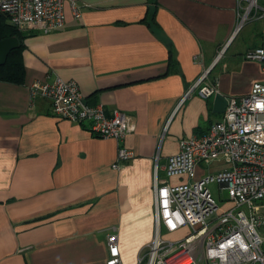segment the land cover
Here are the masks:
<instances>
[{"label": "crops", "instance_id": "1", "mask_svg": "<svg viewBox=\"0 0 264 264\" xmlns=\"http://www.w3.org/2000/svg\"><path fill=\"white\" fill-rule=\"evenodd\" d=\"M76 7L77 15L64 3L57 30L22 32L23 80L0 79V264H105L110 234L122 264H138L155 234V176L181 184L188 176L168 177L167 157L223 114L215 96L190 88L206 70L222 97L264 83L262 64L244 59L248 49L230 50L239 0H76ZM57 78L75 82L107 117L119 110L134 124L121 144L133 156L119 169L113 138L91 134L88 121L55 117L46 98L30 99L33 82ZM207 166V173L225 167ZM199 168L187 182L203 175ZM189 228L162 229L161 238L182 240Z\"/></svg>", "mask_w": 264, "mask_h": 264}, {"label": "built area", "instance_id": "2", "mask_svg": "<svg viewBox=\"0 0 264 264\" xmlns=\"http://www.w3.org/2000/svg\"><path fill=\"white\" fill-rule=\"evenodd\" d=\"M66 1L77 15L76 0H0V18L20 31L47 34L63 26ZM258 14L264 17V0H239L236 30ZM244 59L261 63L264 70L263 47L248 49ZM209 71L190 88L197 87L202 98L219 95L216 83L208 79ZM28 90L31 100L48 99L55 117L88 121L91 134L113 138L118 144L113 169L133 156L121 144L134 124L119 110L107 117L101 105H87L75 82L38 80ZM223 98L221 119L204 135L181 139L178 153L167 157L164 170L168 177L193 179L201 163L220 162L225 167L175 185L155 176V234L138 264H264V83H253L247 95ZM210 184L228 191L231 208H219ZM214 212L217 216L208 220ZM184 226L191 229L184 239L161 238L162 229L175 232ZM107 250L105 264H122L116 234L108 235Z\"/></svg>", "mask_w": 264, "mask_h": 264}, {"label": "rangeland", "instance_id": "3", "mask_svg": "<svg viewBox=\"0 0 264 264\" xmlns=\"http://www.w3.org/2000/svg\"><path fill=\"white\" fill-rule=\"evenodd\" d=\"M258 16L259 14L257 16L252 15L250 19L247 20L240 29L236 30L234 37L230 41V44L233 41V45L230 48V50H234L235 48H237L240 50L239 52H241L242 50L245 51L246 49H249L252 47L264 46V17L259 18ZM18 31L20 32V30ZM217 165L221 166V164H217ZM200 168H201V171H204L203 175L209 171L208 166L204 163L200 164ZM186 179L188 180V177H185L183 181H179V182L184 183ZM172 183L176 184L177 182H172ZM175 184H171V185H175ZM209 188L220 209L227 210L232 207V203L228 200L229 193L226 189H223L222 192H220L216 184H210ZM216 216H217V212H214L207 219L210 220V219L215 218ZM178 232L179 234L183 233L182 229L179 230ZM190 232H191V229L189 228V233ZM164 233L165 231L162 230L163 235ZM163 238L165 239V241H175V240H170L172 239L171 236L168 237L169 239L166 238V236L165 237L163 236Z\"/></svg>", "mask_w": 264, "mask_h": 264}, {"label": "trees", "instance_id": "4", "mask_svg": "<svg viewBox=\"0 0 264 264\" xmlns=\"http://www.w3.org/2000/svg\"><path fill=\"white\" fill-rule=\"evenodd\" d=\"M22 34L23 33L21 31L19 32L18 29L6 24V22L0 18V40L15 37L19 42L18 48L11 50L5 63L0 66V79L14 83H21L23 80V68L18 59L19 53L23 48Z\"/></svg>", "mask_w": 264, "mask_h": 264}, {"label": "water", "instance_id": "5", "mask_svg": "<svg viewBox=\"0 0 264 264\" xmlns=\"http://www.w3.org/2000/svg\"><path fill=\"white\" fill-rule=\"evenodd\" d=\"M19 42L15 37L5 38L0 40V66L3 65L11 50L18 48ZM86 103V102H85ZM225 101L221 95H216L214 98V110L223 111Z\"/></svg>", "mask_w": 264, "mask_h": 264}]
</instances>
